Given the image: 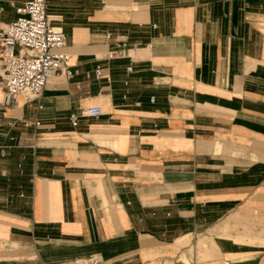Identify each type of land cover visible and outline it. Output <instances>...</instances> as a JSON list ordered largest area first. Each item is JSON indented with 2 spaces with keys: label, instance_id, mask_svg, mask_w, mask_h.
I'll list each match as a JSON object with an SVG mask.
<instances>
[{
  "label": "crops",
  "instance_id": "obj_1",
  "mask_svg": "<svg viewBox=\"0 0 264 264\" xmlns=\"http://www.w3.org/2000/svg\"><path fill=\"white\" fill-rule=\"evenodd\" d=\"M23 1L0 0V29ZM48 15L73 76L11 104L0 83V264H264V0Z\"/></svg>",
  "mask_w": 264,
  "mask_h": 264
},
{
  "label": "built area",
  "instance_id": "obj_2",
  "mask_svg": "<svg viewBox=\"0 0 264 264\" xmlns=\"http://www.w3.org/2000/svg\"><path fill=\"white\" fill-rule=\"evenodd\" d=\"M49 0H24L16 8V17L0 29V51L3 61L1 85L4 88V103L17 102L19 95L27 100L38 97L48 82L56 74L67 78L73 76L68 66L69 55L61 51L66 44V36L60 26L52 24L48 15ZM116 56L115 51L105 55ZM131 67H127L130 71ZM90 76V73L86 74ZM92 76L103 77L102 67L96 66ZM127 83V82H126ZM153 100V98H152ZM101 114L99 106L81 108L79 113H70L72 126L78 124L80 117H97ZM39 124V122H36ZM98 258H72L47 264L97 263Z\"/></svg>",
  "mask_w": 264,
  "mask_h": 264
}]
</instances>
